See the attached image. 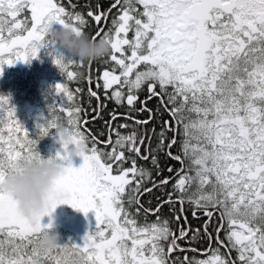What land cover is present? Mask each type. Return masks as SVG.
<instances>
[{"label":"snow or ice","instance_id":"snow-or-ice-1","mask_svg":"<svg viewBox=\"0 0 264 264\" xmlns=\"http://www.w3.org/2000/svg\"><path fill=\"white\" fill-rule=\"evenodd\" d=\"M69 7L73 11L62 0H0V75L5 64L31 62L45 48L69 82L82 75L69 69L83 67L84 62L61 57L48 40L50 27L59 24L84 32L91 18L98 29L91 38L97 39L103 32L101 23L107 22L113 9L119 11L112 20L114 31L110 28L101 37L110 43L106 62L113 67L97 78V91L91 88L90 73L86 78L89 107L93 98L97 100L91 113L81 106L69 107L82 90L58 82L54 88L61 99L49 105V117L33 134L17 117L10 96L0 94V180L40 159L39 140L50 134L56 119H66L74 140L86 137L80 131L82 123H94L107 107L98 95L101 87L105 99L117 106L126 104L128 112L109 113L108 140L93 136L80 167H74L64 151L57 152L56 157L68 163L56 190L68 198L53 196L50 208L36 222L19 212L15 197L0 192V264H264V0H114L106 10L99 5L96 12L89 10L87 18L75 11L77 5L71 0ZM145 88L147 95L141 100L139 92ZM153 99L158 101L156 109L148 107ZM137 103L141 107L136 108ZM145 112L146 118H137ZM82 113L91 119L82 122ZM163 113L170 119L160 120L158 133L155 127L149 130L147 125ZM118 118L131 119L132 124L114 130L112 123ZM128 127L133 128L128 135L118 130ZM168 132L173 133L170 139ZM145 139L148 145L141 153ZM100 143L105 148L111 145V151L98 148ZM177 144L179 153L173 154ZM161 152L181 164L171 191H167L171 177L157 181L151 170L137 166L136 157L151 158L161 175ZM129 162L131 166L124 167ZM167 171L174 169L169 166ZM153 190H162L163 195L156 208H144L141 197ZM60 204L86 215L94 211L96 226L79 242L70 238L54 250L43 248L40 236L52 227L43 218L51 217ZM165 204L178 231L158 215ZM186 204L193 219L207 218L203 232L188 223ZM133 207L135 215L129 211ZM141 209L143 225L135 218ZM149 214L156 215V221L147 223ZM217 214L220 222L214 238L209 228ZM225 225L229 245L219 239ZM204 237L210 249L215 239L228 248V255L215 248L207 259L172 258L177 251H197L182 247L180 241L192 245Z\"/></svg>","mask_w":264,"mask_h":264},{"label":"trees","instance_id":"trees-1","mask_svg":"<svg viewBox=\"0 0 264 264\" xmlns=\"http://www.w3.org/2000/svg\"><path fill=\"white\" fill-rule=\"evenodd\" d=\"M114 0H71L72 4H76L77 7L75 11L84 13L85 16L89 10H92L94 12L97 11V6H100V9L106 10L109 8L110 4L113 3ZM63 6L68 9L69 12L73 11L71 7H69V0H62ZM86 4H90V8L86 7ZM23 15H30L29 13H25ZM23 15L21 16V19H23ZM119 15L118 9H113L112 12L108 15L107 17V22L101 23V27L103 26V32H101V36L97 37V39H100L103 37L105 32H108L110 28H113L112 25V20ZM87 18V16H86ZM89 19V23L87 27H85L84 32L91 38L95 33L98 31L97 26L94 21ZM56 28H59V24H54L53 25ZM114 31V28H113ZM128 38L132 39L133 38V32L128 33ZM126 47V46H125ZM57 50V49H56ZM49 51L48 49L42 48L38 54L37 57L33 58L31 62L19 60L16 63L12 65L5 64L3 66V73L0 75V94L3 95H8L10 98H12L11 103L15 106L17 109H23L20 111H23L24 114L18 116L19 120L24 124V126L29 129L33 134L39 131L37 128L38 124H43L42 118L39 119V123H37V117H35L34 112L37 110V105L35 101L30 100V97H33V92L31 91L33 88L30 86L31 83L35 81V79L38 77L40 78L42 76L41 69L44 66L45 67V60L44 57L48 56ZM111 55V54H110ZM109 56L105 57L103 60H96L92 62L85 61L83 67H75V68H70L69 71H76L78 73H81L82 75L78 77V81H67V78L61 73L60 68L56 71L55 76H54V85L51 87V95L50 98L54 102H59L61 97H59L55 93V88L54 86L58 82H66L68 83V87L72 90H75L77 88L81 89L82 91L79 93H75L76 100L75 103H69V107H74V106H81L84 109H87L89 113H91V109L96 108L97 106V100L93 98L91 100V108L89 107V96H88V89H89V84L87 82V77L89 76V73L91 74V77L93 79V83L91 85L92 90L97 91L96 88V83L95 81L97 80L98 77L102 75L103 70L108 69L111 70L113 67L112 63H107L106 61L109 60ZM89 63H91V69H89ZM140 70H143V66H141ZM117 74H119V69H117ZM102 84V79L99 81ZM116 86H114L115 88ZM104 89L101 87L98 90V95L100 96L101 103H106L107 107L103 109L101 118L96 119L94 123H88L86 125H83L80 128V130L84 133V135L87 137L89 140V146L92 147V137L95 136L96 139H98L101 142H105L108 140V129L105 125V121L109 120V113L110 112H117L119 114H125L128 112V106L125 104L124 106H117V104L112 101V100H107L105 99L104 96ZM112 92V89L108 90V95L110 96ZM125 93H127V88L125 87ZM23 96V99L20 102V105L17 107L15 104L14 98L17 96ZM147 95L146 88L144 91L139 92V96L141 100H144L145 96ZM27 104H31V107H26ZM158 104V101L156 99H153L148 103V107L156 109ZM136 108L141 107L140 103H137ZM163 111V110H161ZM62 117L64 116L63 113H59ZM148 116V113L145 112L142 115H139L137 118L138 119H144ZM35 117V118H34ZM82 117V122L85 119L90 120L91 115L89 116H84V114H81ZM168 120L170 117L167 115V113H163V116H157L156 119H154L150 124L147 125V128L150 130L153 127H155L156 132L158 133L160 131V120ZM65 119H61L63 121ZM121 124H132L131 119H117L112 123V128L114 130H117V126ZM85 129L90 130L85 131ZM122 135H128L133 131L132 127L128 128H119L118 129ZM143 127H138L137 131L138 132H143ZM103 133V135H101ZM173 133L168 132L167 136L170 139L172 137ZM54 136V130L47 136H44L39 140L40 145H38V150L39 152L45 156H53L57 154V149L60 147L59 143L56 142L53 139ZM116 136L113 134L112 140L115 141ZM148 145V140L145 139V146H141V153H145L146 151V146ZM156 145V138L153 136L152 141H151V146L154 148ZM98 148H102L105 151H111V145H108L107 148H105L104 143L97 144ZM119 151V149H117ZM179 144L174 146L172 148L173 154H178L179 153ZM126 156L129 155L128 152L125 153ZM159 162H160V167L163 169V172L161 175H157L156 169L152 166L151 164V158H149L148 161H145L143 159H140L139 157H136L137 160V166L138 167H144L146 169L151 170L152 172V177L155 180H160L165 177H171V182L169 183L167 187V191H171L172 184L175 183L176 180L179 179V176L177 175V171L181 168V164L175 160L168 159L163 152H161L158 156ZM131 163H126L124 164V167H130ZM171 166L174 171L172 173H169L167 171V168ZM115 174V173H114ZM189 175H194V173H189ZM146 186H151L150 184ZM163 191L162 190H153L152 193L150 194H145L143 197H141V203L144 205V208H156L158 200V197H162ZM127 207V205H126ZM177 212L180 209V205L177 204L176 206ZM185 209H187V216H188V223L191 225L193 229L200 227L201 232H203L202 225L204 224L206 217H203L201 219H193L192 214H191V208L189 205H185ZM130 212H132L135 215V208H130ZM82 215L84 216L85 213L82 210L73 208L71 205L68 204H62L56 208L54 213L52 214L51 217L45 216L43 220H46L45 224H48L49 222H55V224L58 226V231L62 234L63 242L68 241L70 238L72 240L79 242L82 240V238L89 233V231L93 230L96 226V223L89 222L87 221L88 219L85 218L83 222L80 223H73L71 222L72 220H77L78 218H74L75 216ZM88 215H95L94 211H89ZM158 215L161 217V219H168L170 222V227L174 231H178L179 225L176 223L172 211H170L169 206L167 204L164 205L163 208H161L160 212ZM138 221V224L143 225L145 224V217H144V212L143 209H141V212L139 215H136L135 217ZM50 219H53L50 221ZM60 219H63L64 222H58ZM157 216L156 215H151L149 214L147 216V223H152L156 221ZM214 221H212V225L209 228V231L212 232L213 235L216 234L215 229L219 224V216L218 214L214 216ZM184 222L181 221V224ZM227 225H225V229L220 231V234L226 233ZM226 239V237H225ZM227 240V239H226ZM198 248L199 249H208L209 248V241L207 237H204L198 242ZM167 247V246H166ZM219 248L220 254L227 256V252L224 250L222 246H211V249ZM211 249L207 250L206 253H200L199 260L201 259H207L211 255ZM177 254H174L172 257L175 259ZM179 257V256H178ZM231 258L235 259L236 256L231 255Z\"/></svg>","mask_w":264,"mask_h":264},{"label":"clouds","instance_id":"clouds-1","mask_svg":"<svg viewBox=\"0 0 264 264\" xmlns=\"http://www.w3.org/2000/svg\"><path fill=\"white\" fill-rule=\"evenodd\" d=\"M48 40L56 49L66 50L60 52L65 61L75 59L92 62L103 60L111 54V46L107 38L93 39L85 32L78 33L71 26L59 28L51 26ZM53 130V139L62 145V151L71 158L77 156L83 158V155L88 153L89 140L86 137H81L78 141L74 140L73 131L63 121L56 119L54 126L49 130L50 133ZM65 171L64 161L58 159L56 155L45 157L41 154L39 160L24 165L22 171L8 173L0 180V192L15 197L19 212L36 222L41 214L50 208L53 196L57 200L68 198L66 193L56 190V182ZM39 242L41 247L50 250L64 243L55 222L50 229L41 234Z\"/></svg>","mask_w":264,"mask_h":264},{"label":"rangeland","instance_id":"rangeland-1","mask_svg":"<svg viewBox=\"0 0 264 264\" xmlns=\"http://www.w3.org/2000/svg\"><path fill=\"white\" fill-rule=\"evenodd\" d=\"M58 53L62 51H66L63 49H57L56 50ZM45 60V67L43 66L41 69L42 76L40 78H36L33 83L30 84V86L33 88L31 91L33 92V97H30V100L35 101L37 105V110H35L34 115L37 117V123H39V119L42 118L43 124L46 122V119L49 117V105L53 103V101L50 98L51 95V87L54 85V76L56 71L59 69V66L56 65L53 62V56L48 55L44 57ZM52 96V95H51ZM23 99V96L19 95L15 100V104L18 107L20 105L21 100ZM12 100V98H10ZM26 107H31V104H27ZM23 110V109H20ZM18 108L16 109V114L18 116L23 115L24 112L20 111ZM34 117V118H35ZM63 122L66 124V119L63 120ZM81 131V130H80ZM82 132V131H81ZM40 145V142L38 143ZM59 148L57 149L56 152H62V145L59 143ZM65 164H67V161H64ZM71 163L74 167H80L81 164L83 163V158L82 157H72L71 158ZM74 218H78L77 220H72L71 222L73 223H80L83 222L85 218H87L89 222L96 223V218L95 215H87L85 214L84 216L78 215L75 216ZM53 219H50L52 221ZM46 220H43V223H45ZM58 222H64L63 219H60ZM65 242H67L65 240Z\"/></svg>","mask_w":264,"mask_h":264},{"label":"flooded vegetation","instance_id":"flooded-vegetation-1","mask_svg":"<svg viewBox=\"0 0 264 264\" xmlns=\"http://www.w3.org/2000/svg\"><path fill=\"white\" fill-rule=\"evenodd\" d=\"M215 235H216V234H215ZM215 235H213L214 238H215ZM225 237H226V233H222V234L219 233V239L224 241V245H229V241L226 240ZM179 243L181 244L182 247H185V248L193 247V248L197 249V251H187V252L177 251V252H174V253L172 254V256H173L174 254H177L176 256H179V258H180L181 260H183V258H184L185 255H187V256L189 257V259L195 258L196 260H199V257H198V256L200 255V253H206L207 250L210 249V248H208V249H199V248H198V244H199V243H195V244H192V245H188V244H186L185 241H180ZM208 245H209V243H208ZM212 245H214V246H216V245H217V246H221V245H219V244L216 242L215 239H213V241H212V243H211V246H212ZM165 247H166V246H165ZM222 247L224 248L225 246H222ZM224 250H225V251L227 252V254H228V248L225 247ZM231 255L237 256L236 251L233 250V251L231 252ZM172 258H173V257H172ZM173 259H174V258H173Z\"/></svg>","mask_w":264,"mask_h":264},{"label":"bare ground","instance_id":"bare-ground-1","mask_svg":"<svg viewBox=\"0 0 264 264\" xmlns=\"http://www.w3.org/2000/svg\"><path fill=\"white\" fill-rule=\"evenodd\" d=\"M102 28H103V26H102ZM213 221H214V219H213Z\"/></svg>","mask_w":264,"mask_h":264}]
</instances>
